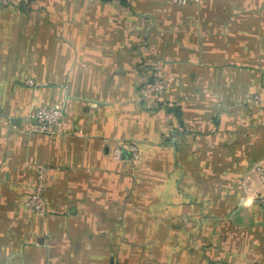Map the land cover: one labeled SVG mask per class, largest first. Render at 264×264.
I'll use <instances>...</instances> for the list:
<instances>
[{
	"label": "crops",
	"instance_id": "crops-1",
	"mask_svg": "<svg viewBox=\"0 0 264 264\" xmlns=\"http://www.w3.org/2000/svg\"><path fill=\"white\" fill-rule=\"evenodd\" d=\"M255 94L264 0H0V264H264ZM45 104L61 136L32 129ZM41 169L44 215L25 206Z\"/></svg>",
	"mask_w": 264,
	"mask_h": 264
},
{
	"label": "built area",
	"instance_id": "built-area-1",
	"mask_svg": "<svg viewBox=\"0 0 264 264\" xmlns=\"http://www.w3.org/2000/svg\"><path fill=\"white\" fill-rule=\"evenodd\" d=\"M173 4L183 5L188 3L198 4L202 0H171ZM27 83L32 84L31 80ZM168 85L161 75L160 62H156L147 67V71L142 78L139 86V96L141 100L149 104L150 107L164 105L162 96ZM249 101L258 104L264 113V97L260 94H255ZM30 117L33 120L32 129L35 132L48 136H61L66 126L64 108L60 104H45L38 106L32 110ZM141 146L136 141H119L114 149L116 157L121 158L123 155L132 164H136L141 158ZM260 178L264 182L262 169L257 168ZM45 189L43 170H40L38 182L34 186L32 193L25 202L26 208L38 215H44L47 212L46 202L43 198Z\"/></svg>",
	"mask_w": 264,
	"mask_h": 264
}]
</instances>
